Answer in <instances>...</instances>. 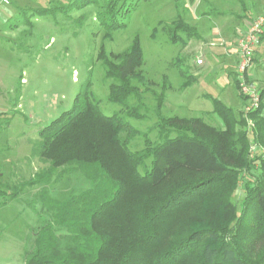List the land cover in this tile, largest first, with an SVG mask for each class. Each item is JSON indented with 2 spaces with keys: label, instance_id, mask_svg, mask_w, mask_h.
<instances>
[{
  "label": "trees",
  "instance_id": "trees-1",
  "mask_svg": "<svg viewBox=\"0 0 264 264\" xmlns=\"http://www.w3.org/2000/svg\"><path fill=\"white\" fill-rule=\"evenodd\" d=\"M138 1L74 0L35 13L96 4V20L109 36L126 27L123 19ZM178 31L194 33L182 19L177 21L170 38L182 45L186 40ZM98 57L105 77L112 80L108 99L122 105L128 117H141L134 83L144 79L139 39L117 54L101 48ZM165 89L163 85L158 108ZM129 98L138 107L130 106ZM211 99L224 129L201 117L168 116L160 119L162 140L146 139L144 148L133 151L121 135L138 131L119 114H103L90 81H85L71 108L37 132L32 155L47 166L0 188V195L13 199L26 187L43 185L31 201L38 206L37 224L23 252L24 264H264V156L250 159L248 133L234 128L245 119L237 120L231 107ZM259 111L260 105L248 114L257 119L254 139L264 118ZM149 158L150 169L140 172ZM256 163L258 173L244 179L243 197L236 205L233 195L241 173L250 172ZM73 172L91 186L54 196L48 185Z\"/></svg>",
  "mask_w": 264,
  "mask_h": 264
},
{
  "label": "rangeland",
  "instance_id": "rangeland-1",
  "mask_svg": "<svg viewBox=\"0 0 264 264\" xmlns=\"http://www.w3.org/2000/svg\"><path fill=\"white\" fill-rule=\"evenodd\" d=\"M72 1L12 0L16 7L9 4V40L0 39V188L4 190V185L26 180L47 166L32 155L37 132L71 108L74 96L87 80L101 112L123 116L138 131L121 135L133 151L144 148L146 139L161 141L160 119L168 116L201 117L214 128L224 129L211 99L218 97V86L230 82L224 74L228 70H222V39L234 34L238 14L241 19L250 16L251 22L264 12V0H140L123 19L126 27L109 36L96 20V4L67 12L35 13L38 8L57 9ZM23 8L29 12L24 14L20 11ZM180 19L194 29L190 36L178 31L186 40L185 45L170 38ZM135 37L143 51L144 79L134 81L141 97L140 107L134 98H129L128 103L138 107L139 118L128 117L122 105L108 99L112 80L105 77L98 57L101 48L106 54L123 52ZM197 59L202 64H196ZM248 78L252 81L249 74ZM254 84L262 90L259 82ZM163 85L164 100L158 108L157 98ZM234 85L235 88L231 83L224 85L226 95L218 98L232 107L237 120L245 119V124L236 123L234 128L236 132L248 133L250 159L264 156V118L258 124V139H254L252 129L257 127V119L246 113L250 106L246 99L239 102L236 74ZM259 105L264 117V98H260ZM257 166L256 163L250 172L242 171L233 195L236 205L243 197L244 179L257 174ZM150 167L149 158L139 171ZM90 186L91 182L81 173L73 172L49 184L48 189L58 196ZM41 187L42 184L26 187L13 199L0 195V264H24L23 252L31 243L32 229L37 224L38 206L34 208L31 201Z\"/></svg>",
  "mask_w": 264,
  "mask_h": 264
},
{
  "label": "crops",
  "instance_id": "crops-1",
  "mask_svg": "<svg viewBox=\"0 0 264 264\" xmlns=\"http://www.w3.org/2000/svg\"><path fill=\"white\" fill-rule=\"evenodd\" d=\"M14 3L15 2L12 3V0H0V39L9 40V15H10L9 4L16 7V5ZM249 7H252V5ZM245 11H246V9H245ZM244 14H245V12L243 10L242 16H244ZM253 14H255V13H253ZM239 15L240 14H238V21L239 22H237L236 27L233 30L234 34L232 36H226L225 39H222V41H224L225 44L219 48L220 52L224 53V55L222 56L223 64H224L222 70L223 69H225L226 71L228 70L227 72H224V74L228 78V80L230 81L228 83L229 84L231 83L233 88H235L234 75H235V68H236V43H237V39L243 33V31L247 28V26L250 23L248 21L250 16L244 17L243 19H241L240 18L241 16H239ZM245 16H248V15H245ZM221 36H224V35L221 34ZM222 38H224V37H222ZM248 74H249V77H251V80L253 82H257V83L259 82L261 84V89L264 88V36L261 37L260 42L258 43V45L254 49L253 61H252L251 67L248 69ZM228 83L225 82L223 85H220L217 87V89H216L217 94L216 95L218 97H220V95L225 97L226 86H224V85H228ZM236 92H237V96L239 98V102H241V100H243V99L240 97L237 89H236ZM206 95H208V94H206ZM209 95H211V94H209ZM211 97H213V96H211ZM218 97H216V98H218ZM221 101H223V100H221ZM224 103H225V105L228 106V104H226V102H224ZM263 115H264V113H263Z\"/></svg>",
  "mask_w": 264,
  "mask_h": 264
},
{
  "label": "built area",
  "instance_id": "built-area-1",
  "mask_svg": "<svg viewBox=\"0 0 264 264\" xmlns=\"http://www.w3.org/2000/svg\"><path fill=\"white\" fill-rule=\"evenodd\" d=\"M262 36H264V12L249 23L236 43V81L239 92L250 103L246 108L247 114L256 110L260 102V90L249 80L248 69L253 61L254 49ZM196 64H202V60L197 59Z\"/></svg>",
  "mask_w": 264,
  "mask_h": 264
}]
</instances>
